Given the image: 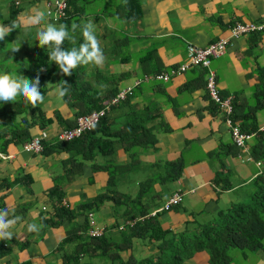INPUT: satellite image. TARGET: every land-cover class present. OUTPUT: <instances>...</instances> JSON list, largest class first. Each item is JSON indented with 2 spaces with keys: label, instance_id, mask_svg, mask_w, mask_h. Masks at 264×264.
Listing matches in <instances>:
<instances>
[{
  "label": "crops",
  "instance_id": "crops-1",
  "mask_svg": "<svg viewBox=\"0 0 264 264\" xmlns=\"http://www.w3.org/2000/svg\"><path fill=\"white\" fill-rule=\"evenodd\" d=\"M13 1L21 6L19 0ZM45 1L24 0L16 22L29 26L35 11H44ZM76 1L86 13L80 21L96 27L93 29L104 55L102 66L92 64L96 67L91 71L93 77H88L92 84L100 83V89L115 85L120 90L140 80L125 101L106 111L108 123L120 125L130 109L156 106L160 116L150 122L156 142L152 147L132 148L133 156L116 147L110 156L82 160L81 169L69 180H65L64 174L69 166L64 163L68 156L65 152L31 153L22 148L23 143H8L0 149L5 156L0 158V210L8 209V219L22 218L9 229L13 238L0 240V264H138L152 257L157 251V243L152 240L132 238L129 246L118 243L127 220L121 214L125 206L103 199L90 210L82 209L83 203L92 202L107 188V169L95 166L105 161L117 166L115 190L130 197L138 193L143 181L155 180L151 189L159 197L149 212L159 209L172 192H182L178 204L153 216L161 230L172 238L190 232L197 224L214 219L237 203L238 189L246 187L261 171V161L250 154L252 137L245 143L246 152L232 144L222 113L206 94L204 68L190 67L167 81L142 78L179 65L185 58L187 43L205 46L226 36L236 22H264V0H139L140 17L129 22L105 14L115 11L121 0ZM107 30L116 35H106ZM263 67L264 28L230 39L225 51L209 63L218 95L231 97V102L240 105L253 103L260 86L256 73ZM111 77H115V83H109ZM48 92L57 94L54 88ZM46 100L40 109L50 122L43 127L35 122L28 135L30 139L38 137L50 142L57 131L64 129L65 122L57 118L72 121L73 109L60 97L58 102ZM255 122L257 128L264 126V109L255 112ZM172 161L181 164L179 175L162 182L163 164ZM248 161L253 163L254 170L244 165ZM216 174L223 175L227 182L215 183ZM233 175L239 183L233 182ZM54 180L62 191L58 200L50 193ZM150 196H141L140 201ZM57 206L73 210L75 216H61L60 222L53 223ZM89 211L95 225L102 229L100 236L112 240L107 256L99 250L92 251L97 245L87 249V253L79 248L81 243L91 244L89 239H94L87 234ZM136 219L141 218L133 220ZM29 224L36 225L39 231L30 232ZM76 252L75 259L67 260ZM181 264L210 263L207 253L196 249ZM226 264H264V244L248 252L231 249Z\"/></svg>",
  "mask_w": 264,
  "mask_h": 264
},
{
  "label": "trees",
  "instance_id": "trees-1",
  "mask_svg": "<svg viewBox=\"0 0 264 264\" xmlns=\"http://www.w3.org/2000/svg\"><path fill=\"white\" fill-rule=\"evenodd\" d=\"M91 1V0H86ZM8 15L6 18L0 17V25H11L17 21L16 15L20 11L21 6H17L13 0H9L7 4ZM117 15L125 22L137 20L140 17V1L139 0H121L116 5L115 11L106 12L105 14ZM65 15L59 18L56 23L66 24L71 30L73 24L83 26L80 16L86 14L82 4H78L76 0H67ZM75 43L65 40L63 48L70 50L72 47L77 49L84 43L81 28L78 27L73 33ZM125 38V37H124ZM38 40V39H37ZM36 40L32 46V52L26 49L24 57L18 56L12 49L13 47L2 48L0 46V74H9L15 79L25 77L34 80L39 76V91L45 97L47 91L54 85L58 88L61 85L68 88V93L61 99L64 103L73 109V120L77 116L86 114L92 110L101 108L109 99L118 91L116 86H108L104 89L98 88L100 83L92 84L90 77L86 78V65H78L71 75H63L58 65L49 60V49L39 47ZM29 55V56H27ZM100 74V72H97ZM259 79V90L256 91L251 104H238L234 101L232 104L231 118L237 121L238 126L243 132H254L253 141L249 147L250 154L253 159L261 161V171L256 174L247 184L246 200L237 202L225 211H221L211 220L197 224L190 232H182L175 238L168 237V234L161 230L157 220L153 216H149L148 210L155 200L159 197L158 193H153L151 187L155 182L153 178L146 179L142 182L140 190L134 197L125 195L115 190L116 165L105 161L103 165H95L99 168H106L108 172V185L104 192L97 195L92 202L82 204V209L90 210L92 205H98L103 199L110 200L113 204H122L125 206L122 215L125 216V229L122 232V239L119 244L129 246L132 238H147L157 243L156 253L147 259L142 260L138 264H181L182 260L189 257L196 249L204 250L208 255L210 264H226L229 257V251L238 248L242 252L253 251L264 244V129L257 130L255 122V112L264 109V67L256 73ZM110 82H116L115 77L108 78ZM66 81L68 84H64ZM108 82V81H107ZM106 82V85H107ZM125 97L121 103L125 101ZM117 103V104H118ZM115 104V105H117ZM41 103L35 108L30 103H26L23 96H18L13 103L0 102V149L8 143L20 144L30 140L28 135L29 127L37 122L39 127H43L50 122L45 118L40 109ZM114 106V105H112ZM110 106V107H112ZM29 113V117H27ZM160 116L158 107L145 105L140 109H130L127 117L120 125H111L108 123L106 115L100 117L98 121L88 130L83 131L78 137L69 141H60L55 139L44 141L40 139L42 146L41 153L49 152H65L68 154L65 164H69L65 168L66 179L69 180L74 174L79 172L82 166V160H94L96 156H110L116 147L122 148L125 152H129L133 156L132 148L152 147L156 142V136L150 124L155 118ZM57 118V116H56ZM64 121V129H68L74 125V121ZM48 143V144H46ZM135 158L133 157L132 160ZM164 175L162 182L174 180L179 175L181 164L179 162H166L163 164ZM224 174V173H223ZM215 183L227 182L223 175L216 174ZM51 196L56 200L62 196L60 184L54 180V184L50 189ZM56 195V196H55ZM151 195L144 198L141 202V196ZM155 196V197H154ZM130 209L126 211V209ZM56 219L53 223H58L61 216L67 219L73 218L75 212L57 206L54 209ZM136 217H142L139 220H133ZM106 235L89 239V242L81 243L80 250L87 253V249L99 250L102 256H107L109 245L112 240ZM2 252V250L0 251ZM77 252L69 259L76 257Z\"/></svg>",
  "mask_w": 264,
  "mask_h": 264
},
{
  "label": "built area",
  "instance_id": "built-area-1",
  "mask_svg": "<svg viewBox=\"0 0 264 264\" xmlns=\"http://www.w3.org/2000/svg\"><path fill=\"white\" fill-rule=\"evenodd\" d=\"M66 2L67 0H46L44 9L46 18L56 22L59 18L63 17L65 15ZM263 28L264 22H236L229 28L226 36L210 42L205 46H196L192 43H187L185 46V58L179 65L171 67L165 71L145 75L142 80L153 79L167 81L170 77L181 73L190 67L200 66L204 68L206 70L204 88L208 99L213 102L222 113V119L226 127H228L232 144L242 152H246L247 149L245 143L248 139L254 136V132L241 131L238 123L232 120L231 97L221 98L218 95L214 75L209 68V63L212 57L218 56L225 51L230 39L253 31H259ZM139 81L140 80H135L132 86L118 90L101 108L77 116L75 119V125L68 129H60L56 132L55 138L60 141H69L78 137L83 131L88 130L94 125L100 117L104 116L110 106L123 100L127 95H130L132 87L136 86ZM262 129H264V126L257 128V130ZM22 148L31 153H40L42 151L40 138L33 137L29 141L23 142ZM4 157L5 156L0 153V158ZM256 163L258 164L259 162ZM181 196L182 192L180 190L172 192L159 209L150 211L148 215L154 216L159 211L168 210L170 206L176 205L180 202ZM87 221L89 225L87 231L88 236L92 238L99 237L102 234V229L95 225L92 212L90 211L87 213Z\"/></svg>",
  "mask_w": 264,
  "mask_h": 264
},
{
  "label": "clouds",
  "instance_id": "clouds-1",
  "mask_svg": "<svg viewBox=\"0 0 264 264\" xmlns=\"http://www.w3.org/2000/svg\"><path fill=\"white\" fill-rule=\"evenodd\" d=\"M46 19V14L43 11H35L34 15L29 20V26H38ZM80 27L84 37V43L77 49L72 47L70 50L63 48V43L68 40L75 43L76 29ZM17 28V24L13 22L11 25H0V41H4L13 30ZM39 47L49 49V60L58 65L60 72L63 75L69 76L73 69L78 65L102 66L104 55L99 47V42L94 34L93 24L85 23L83 26L73 24L71 30L68 25L59 24L58 26L52 23H46L45 27L38 32ZM19 48H13L16 52ZM40 79L37 76L34 80H29L25 77L15 79L9 74H0V102L13 103L18 96H23L26 103H30L33 108L38 103L44 100L43 94L39 91ZM64 84H68L64 81ZM68 93V88L61 85L57 89L58 96L62 99ZM41 153V152H40ZM8 209L0 210V240H11L13 232L10 231L17 222L22 218L15 216L13 219H8ZM30 232H38L39 228L34 224L28 225Z\"/></svg>",
  "mask_w": 264,
  "mask_h": 264
},
{
  "label": "rangeland",
  "instance_id": "rangeland-1",
  "mask_svg": "<svg viewBox=\"0 0 264 264\" xmlns=\"http://www.w3.org/2000/svg\"><path fill=\"white\" fill-rule=\"evenodd\" d=\"M7 1H9V0H0V17L1 18H6L8 15ZM19 1H20V5L24 7V4H23L24 0H19ZM96 1L100 2L101 0H96ZM39 5H40V3H39ZM39 11H42V9H40ZM18 23L16 22L17 28L15 30H13L8 36H6L4 41H0V46L2 48H7V47H13L16 44L17 45L16 48H19L16 51V54H18V56H20V57L26 56L25 55L26 53L24 52L26 49H28L29 52H32V50H31L32 46L35 45V42L38 39V32L43 29V28H41V26L45 27L46 23H52V24H55L57 26L59 25L58 23H56L55 21H52V20L44 21L38 26H28V25L24 26V25H21ZM93 28H96V27H93ZM95 33H96V31L94 30V34ZM106 35L114 36V35H116V33L114 31L107 30ZM27 56H29V55H27ZM95 68L96 67L92 66V64L86 65V68H85L86 78H88V76L90 77L91 71L94 70ZM52 88L57 90V86L54 84L50 89H52ZM54 93H56V92L46 93L45 97H44L45 100L47 99V100H51L52 102H58L59 96H58V94H54ZM46 97H48V98H46ZM249 101H251V98L249 99ZM244 165L251 166L252 169L254 170L252 162H250V161L244 162ZM233 182L239 183L240 180L238 179L237 176L236 177L234 176ZM236 194L238 195V197H237L238 202H241L243 200L245 201L246 197H247L246 187H242L241 189H238V192ZM231 195L233 197L234 193H232ZM133 248H135V246H133ZM134 251H135V249H134ZM107 264H118V262L117 263L116 262L115 263H108L107 262Z\"/></svg>",
  "mask_w": 264,
  "mask_h": 264
}]
</instances>
